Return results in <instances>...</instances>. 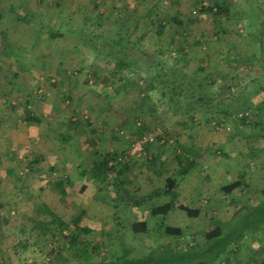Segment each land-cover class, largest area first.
<instances>
[{
	"label": "rangeland",
	"instance_id": "rangeland-1",
	"mask_svg": "<svg viewBox=\"0 0 264 264\" xmlns=\"http://www.w3.org/2000/svg\"><path fill=\"white\" fill-rule=\"evenodd\" d=\"M125 1L0 0V86L5 92L0 97V264H91L92 259L84 260L81 253L90 251L92 244L99 246L92 255L95 262L111 261L124 250L128 251L127 257L138 258L146 248L150 257L158 256L160 249L166 250L178 241L161 235L158 221L198 226L205 223L202 218L214 207L215 216L207 221L206 228L219 225L227 237L232 230H239L241 220L234 213L261 198L264 137L249 135L255 128L241 126L239 117L256 98L257 90H264V0H223L229 9L221 15L200 10L205 5L213 6L216 0ZM131 5L141 17L128 35L129 31L115 21L121 19L119 22L126 24ZM150 7L154 12L148 15ZM173 16L181 20L180 25L170 20ZM158 18L163 26L159 34ZM248 21L254 23L253 29L261 22L260 36L256 30L253 37L249 35ZM50 31L63 34L51 38ZM142 33L144 37L138 40ZM98 34L110 42L118 36L128 39L126 52L136 67L157 61L169 66L174 55L169 41H180L186 48V61L173 66L179 76L199 87L195 68L204 62L207 70L217 73L214 84L206 80L209 85L203 86L214 94V100L241 88V95L229 104L232 115L217 114L207 120V114L195 112L191 117L175 113L166 98L159 99L157 88L145 92L148 74L134 76L125 90L116 92L108 80L112 57H106L104 52V56H97L80 43V38L85 37L89 43V37ZM96 45L103 48L100 43ZM6 47L14 52H6ZM228 52L238 59L226 60ZM16 59L24 66L19 74L6 66ZM246 60L252 65H246ZM10 64L12 68L18 65L17 61ZM257 67L261 68L258 72ZM26 112L39 120H27ZM69 119L78 121L77 126L68 128ZM141 127L147 132L143 136L152 138V145L147 153H134ZM162 132L166 133L165 140L177 139L197 151L194 170L179 182L177 202L199 207L201 217H188L179 210L173 218H152L150 207L164 203L166 196L140 201L139 206L133 205L135 201H113L111 180L97 184L87 172L82 176L78 173L90 166L91 151H123L133 163L126 188L137 196H150L176 167L172 153L162 145ZM89 139L95 145H89ZM151 154L158 163L149 168ZM36 156L41 160L31 171L26 163ZM241 171L246 172L249 187L223 194L221 186L237 179ZM56 177L69 179L65 182V197L52 183ZM81 185H85L83 192H79ZM41 201L65 221L78 218L80 226L89 227L90 232L79 238L88 245L79 244L73 249L67 246L65 237L40 236L32 225L34 220L46 217L35 210ZM137 220L147 222V232L137 234L131 230V223ZM262 226L259 230L243 229L244 239L237 234V239L230 241L216 258L210 255L213 264L264 261ZM161 244L165 246H157ZM184 246L173 247L172 252L179 254L182 248L189 249ZM254 249L252 259L246 261ZM173 253H160L161 264H186L187 260L180 261Z\"/></svg>",
	"mask_w": 264,
	"mask_h": 264
},
{
	"label": "trees",
	"instance_id": "trees-1",
	"mask_svg": "<svg viewBox=\"0 0 264 264\" xmlns=\"http://www.w3.org/2000/svg\"><path fill=\"white\" fill-rule=\"evenodd\" d=\"M123 3L120 2V4L124 5ZM228 9V5L223 0L214 1L213 6L205 5L200 8L202 13L213 12V14L215 15L226 14L228 12ZM129 12L130 15L126 19V24L124 23L123 25L121 22H119L121 19H117L115 21L117 24L122 27H125V29L129 31L128 35L130 34V32H132V30L136 29L138 21L141 17V15L137 12L136 7H133L132 5L130 7ZM152 12H154V7H150L147 10L146 14L150 15ZM23 19H25V17H23ZM170 20L176 24H181V20H179L176 16L171 17ZM157 23L158 25H156V32L159 34L161 32V29L163 28L162 24L159 22V18L157 20ZM253 24L254 23H252V21L247 22L246 28L248 30L249 35H251L252 37L254 36L253 30H256L258 32V35H261L263 29L261 22H259L258 24L256 23L254 29ZM62 34L63 33L61 31H50L49 36L51 38H55L61 36ZM259 36L255 35L254 38L257 39L259 38ZM143 37L144 33L140 34L137 39L139 40ZM103 38L104 37L99 34L93 37L90 36V42L88 43V40L84 37L80 38L82 41L80 43L83 47H87L94 51L95 55L97 56H102L103 54L101 52H104L106 57H112L111 59H113V61L109 63L108 80L109 84H111L113 87L112 89L116 92L120 90H125L126 85L133 82L134 76L144 75L145 77V75L148 74L146 86L143 87L145 92L149 93L151 90H153V88H157L159 90V99L165 100L166 98L165 101L167 102V105L170 107L172 106L173 111L175 113L191 117L192 114L195 112L201 115L207 114L209 115L207 120H209L210 118L214 119L217 114H222L225 117L232 115L229 104L236 97L241 95V88H236L233 92L226 94L221 99L214 100V94L210 93L208 90H204L203 86L209 85L206 83V80H208L209 83L214 84L217 78V73L211 70H207V64H203L204 62L199 64L195 68L197 72V77L195 78V80L197 81L198 84H196L199 87H195L192 82L186 81L184 78L179 76L178 72H176L173 66L179 61H183L184 63L186 61V48L180 41H176L173 39L169 41V50L174 53V55L171 56V64L168 66L165 61H157L155 63L156 65H159L158 68L154 65L155 63H151L150 65L143 64L142 66L136 67L133 63L134 60L131 59L126 52L125 45L128 43V39L122 36H118L116 41L110 42L109 40H104ZM92 39H94V43H92ZM96 43H100V46H102L103 48L99 49V46L96 45ZM226 55V60L228 61H231V59L233 61H236L238 59V57H230V52H228ZM246 61V65L249 63L250 65H252L251 61ZM260 69V67H257L255 70L258 72ZM263 91V89L257 90L256 94L254 95V97L256 98H252V100H250L251 102L246 106L244 112L241 113L239 117V119L241 120V126H251V128H255V130H253V132L249 134L255 138L264 137ZM168 93L169 95H167ZM75 113L76 112H73V114ZM26 119L31 121L39 120L38 117L30 115L29 112H26ZM77 124L78 121H76L75 119H69L67 126L68 128H71L76 127ZM146 133V130L141 127L140 135L138 137L140 138ZM163 134L166 133L162 132V145L166 146L172 153L176 167L172 170L170 176L164 178L163 186L154 189L150 193V196H145V193L137 196V194L133 192L131 193L126 188L125 185L128 182L127 174H129L133 163L132 161L128 160L129 155L125 154L123 151L117 152L114 150H108L105 153H98V151L96 150H94L93 152L91 151L92 158L90 166L88 167V169H85L83 167V164H78L79 168L83 167L81 168V171H78V173L82 176L85 175V173L87 172L91 179L94 180L97 184H108L110 183L109 180H111V184L114 186L113 189L115 193V196L112 199L113 201H135L133 205L139 206L140 201H150L151 198L153 199L166 196L167 200L164 203H162L161 205L150 207L149 213L151 214L152 218L161 215L165 219V216L174 208L182 210L190 217L197 216L200 213V209L190 206L184 202H177V199L179 197V182L194 170L196 166L195 159L197 156V151L193 150L191 147L183 146L177 139H174L169 142L168 140L164 139ZM60 136L63 139L68 138V136ZM87 143H89V145L91 146L95 145V141L93 139L87 140ZM151 143L152 141H146L143 144L142 151L146 153L149 152V147L152 145ZM40 160L41 158L39 156H36L30 159L26 163V165L29 166V169L32 171L33 167L37 163H39ZM147 162V167L150 168V166L156 165L158 163V160L156 159L155 155L151 154ZM49 170L53 171L54 168L50 166ZM65 182H69V179H64L63 177H56L52 180L54 187L58 190L59 194L62 197H65L67 195V191L65 189ZM241 187H249V183L246 180L245 171H241L237 175V179L222 185L221 191L223 194L227 195L233 190H236ZM84 189L85 185H81L79 192H83ZM35 210L38 214L46 216L45 219L33 221L32 228L38 230V232H40V236L48 234L53 239L57 237H65L67 238V246L73 249L74 247L77 248L79 244H84L85 247L88 245L87 242H81L79 238L81 234H87L90 232L91 229L87 226H80L78 224V218H75L70 222L65 221L59 214L55 213L43 201L36 203ZM234 216L239 217V219L241 220V223L238 224L239 230H232V232L227 233V237H225L226 234L222 235L223 231L221 229V226L216 225L211 230L206 231L204 233L203 238L205 240L206 245H200L199 247H196L197 245H192L189 243H180L181 241H183L182 229L179 227H173L171 225L165 224L161 222L162 220L160 222L158 221V228L160 231L159 233L161 235H166L168 237L175 236L179 238L174 247H182L184 245H188L186 248L189 249L187 250L185 248L186 250L184 251L182 248V253H179L180 255L178 253L176 254L172 252L173 247L168 249L166 247V250L160 249V251L158 252V256L154 257H150V252L148 251V253L142 258L127 257L128 251L124 250L125 252H121L112 261L104 260L95 262L93 261L92 255L98 251L99 246L97 244H92L90 246L91 250L83 251L81 253V256L84 260H87L88 258L92 259L90 262L91 264H161L163 262V259L160 253L164 254L165 251H168L170 253H173L172 255H174L180 261L187 260L186 264H204L205 261H209L212 258H216L218 254L222 252V249L226 245L230 244V241H235L237 239V237L235 239V236H237V234H240L239 237L242 236L243 229H245L246 227H251L252 230H259L263 227L262 225H264V189L261 191V198L256 204L247 207L244 211L240 210L235 212ZM147 227L148 225L145 220H137L131 223L130 228L134 233L142 234L147 232ZM64 231L67 232V235L65 236L63 233ZM23 246L25 247L26 245ZM157 246L164 247L165 245L161 244ZM210 248L211 250H209L208 252L207 249ZM185 253H187L186 257L184 256ZM210 255L212 256V258H210ZM175 257L172 258L175 259ZM251 259L252 256L250 257V260Z\"/></svg>",
	"mask_w": 264,
	"mask_h": 264
},
{
	"label": "crops",
	"instance_id": "crops-1",
	"mask_svg": "<svg viewBox=\"0 0 264 264\" xmlns=\"http://www.w3.org/2000/svg\"><path fill=\"white\" fill-rule=\"evenodd\" d=\"M6 49V52H11V53H13L14 51H11L9 48H5ZM8 52V53H9ZM17 52V51H16ZM12 55V54H11ZM10 56V55H9ZM12 57V56H11ZM13 59H14V57H13ZM17 61V66L15 67V68H12L11 66L13 65H11L10 64V62L12 63V62H16ZM16 61H14V60H12V61H10L9 62V64H6V66H7V68L8 69H12V70H14L16 73H21V71H23L24 69H23V67L24 66H22L19 62H20V60L19 59H16ZM3 95H5V92L3 91V88H2V86H0V97H2ZM195 204V203H194ZM193 204V205H194ZM196 208H198L199 209V207H196ZM214 208V207H213ZM213 208L212 207H210L209 209H210V212H211V214H207V215H204V217L202 218V219H204L205 220V223H203L202 225H198V226H196V225H193V224H191V222H187L188 224H185L184 226L182 225V224H180L179 226L177 225V226H174V224H168V225H171V226H173V227H179V228H181L182 229V232H183V236H182V239H183V241H181L180 243H189V244H192V245H197L196 247H199L200 245H206V243H205V240H204V238H203V235H204V233L206 232V231H209V229H207L206 228V225H207V221H209V220H211L212 219V217L213 216H215V213H214V210H213ZM246 208H244V209H242V211H244ZM179 210L180 209H178V208H174V209H172L166 216H165V220H166V217L168 218V217H174V215H176V214H178V212H179ZM182 211V210H181ZM240 211V210H239ZM213 213H214V215H213ZM187 215V214H186ZM188 216V215H187ZM202 216V214H201V210H200V213L197 215V216H194V217H192V218H198V217H201ZM182 217H183V215H182ZM188 217H190V216H188ZM217 218L219 217V216H216ZM218 219H222L221 217H219ZM176 220V219H175ZM185 219H183L182 218V221H184ZM176 225V224H175ZM192 225V226H191ZM189 227V228H188ZM160 232V231H159ZM171 237H173V236H171ZM173 238H175L174 240H178L179 238H177V237H173ZM190 238V239H189ZM239 238H241V239H244V235L243 236H240ZM189 239V240H188ZM152 246H156V245H152ZM172 247H174V246H170V247H167V249L168 248H172ZM209 250H211V248L210 249H207V251L209 252ZM255 251H256V249H254V250H252V251H249V253H248V257H247V259H246V261L247 260H249L250 261V256L252 255V254H254L255 253ZM239 252V251H238ZM238 252H236V253H238ZM148 253V250H147V248L146 249H144L143 251H141V253H140V255H139V257L138 258H142V257H144L146 254ZM117 257V256H116ZM115 257V258H116ZM131 257H133V256H131ZM114 258V259H115ZM114 259H112V260H114ZM111 260V261H112ZM193 263V262H192ZM221 263H223L222 261H221ZM204 264H213V262H212V260H209V261H205L204 262ZM234 264H239V262H235ZM259 264H264V261H261Z\"/></svg>",
	"mask_w": 264,
	"mask_h": 264
},
{
	"label": "built area",
	"instance_id": "built-area-1",
	"mask_svg": "<svg viewBox=\"0 0 264 264\" xmlns=\"http://www.w3.org/2000/svg\"><path fill=\"white\" fill-rule=\"evenodd\" d=\"M146 141H152L151 137L148 136H142V137H138L135 141H134V145H133V152H139L140 150H142L143 144Z\"/></svg>",
	"mask_w": 264,
	"mask_h": 264
}]
</instances>
